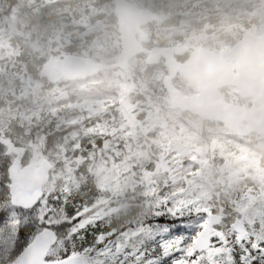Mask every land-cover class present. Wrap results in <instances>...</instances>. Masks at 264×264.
Returning <instances> with one entry per match:
<instances>
[{"label":"trees","instance_id":"1","mask_svg":"<svg viewBox=\"0 0 264 264\" xmlns=\"http://www.w3.org/2000/svg\"><path fill=\"white\" fill-rule=\"evenodd\" d=\"M34 1V4L39 3V0ZM112 1L41 0L40 10L23 11L27 8L23 0H0V23L4 17L10 15L9 11L16 8L22 11L18 12L17 16L40 28L43 31L42 34L39 33L40 37L50 42L49 30L45 28V24L49 25L50 21L57 24L63 17L72 18L64 21L59 40L56 39L63 46V54L106 62L115 58L119 48L118 51L113 48L109 52L105 49H89V41L75 35L76 30L79 34L81 28L76 29L74 23L80 19L90 22L102 20L100 11H105L114 24L113 32L117 36ZM126 1L164 16L165 21L162 23L166 26L164 33L152 41L149 40V48L169 47L182 42L181 35L175 30L183 21L188 23L184 33L197 37V40L192 37L190 41H197L195 46L211 50L212 46L204 37H218L223 42L231 41L230 45H232L238 41L243 31L264 36V0ZM46 9H52L53 12L45 19L39 20L38 15ZM2 39L0 37V40ZM95 40L98 41L96 46L99 48L102 45L101 40L91 36L90 41ZM16 44L20 45L22 50H18ZM13 45L17 49L14 76L39 77L38 73L42 66L40 58H37L32 49L21 43L16 36ZM51 48L52 44L45 46V56L51 52ZM143 58L140 56V60ZM184 59L185 57L179 58L180 61ZM158 68L165 73L163 67ZM154 69L156 67L135 70L132 80L135 88H139L137 83L149 81ZM115 73H101L92 81L86 82V86L85 82L66 83V87H74L76 92V95H69V99L59 98L53 93L55 86L46 83L50 94L41 101L40 107L17 108L13 117L8 114L13 109L8 110L6 105L0 106V129H3L0 131V140L24 137L29 138L33 143L39 141L45 149L42 150V158L50 161L58 158L56 155L48 156L46 150L54 153L59 147L64 149L65 160H68L69 164L77 159L76 153L85 158V163L74 170L73 179H69L66 183L57 181L52 206H49L53 218L64 220L68 209H75L81 213L84 211L96 213L102 202H108L112 211L118 209V213L115 218L107 217L105 221L97 224L108 237L105 242L112 248L113 253L115 243L124 236L125 232L140 233L138 238L128 241L126 248L130 252L143 251L146 246L150 247L151 237L146 229L150 227L148 222L158 212H167L170 208L183 209L187 219L195 226L202 225L206 214L220 213L224 217L222 228L229 229L230 222L238 219L246 229L255 231L254 236L250 238L251 245L246 243L247 250L251 251L253 245L258 248L264 247V140L255 135L240 139L223 129L220 124L200 121L187 113L170 111L172 116L164 119L149 136L157 140L159 149L156 150L147 140L149 146L141 154V148L135 145V142L141 141V138L136 141V136L126 134L125 130L118 132L115 128L119 121L117 112L122 96V83ZM61 85L63 83L58 86ZM7 89L8 87H4L1 93H8ZM14 91L18 94L17 85ZM154 94L160 96L163 90L160 94H156L155 90L146 93L131 91L133 112L137 110L144 113L152 110ZM89 98L99 103V109L90 116L89 120L83 117L87 114V110L72 112L71 115L76 117V123L68 122L64 113L74 109L72 106L80 100L87 101ZM107 110L113 114L112 121L108 117ZM96 114L97 119L94 117ZM81 117L86 127L95 126L100 135L81 136L78 141L68 138L65 144H61L63 133L71 127H76ZM193 124H196V127ZM6 125L8 128L4 129ZM76 144L77 146L74 147ZM159 150L164 154L165 159H168L167 164L159 162V156H156ZM147 156L151 162L145 159ZM10 160L5 156L0 141V182L7 186L9 183L7 169ZM18 160L22 166L29 163L25 156ZM109 161H112L113 168ZM93 162H102V168L106 173L113 169V174L117 175L116 180L108 184L111 187L108 191L99 189L92 173ZM153 164L168 175L167 179H159L155 185L148 180ZM56 172L54 165L52 175ZM121 190L124 195L120 200ZM8 199L9 193L5 197H0V207L6 206L4 201ZM23 220L24 217L21 216V221ZM250 220L254 221V229L248 226ZM5 227L0 226V231H4ZM196 230L197 228L194 227L193 231ZM36 234L34 232L29 237V241ZM60 235L57 233L58 239ZM65 241L67 246L66 237ZM13 243L14 240L9 241V247H12ZM225 243V246L224 243L215 245L216 255L205 260V264H241L247 255L241 249L242 244H239L232 234L227 236ZM80 255L85 259L89 257L95 259V254L80 253ZM252 255L255 256L257 253L253 251ZM114 257V262L113 256L100 257V259L105 260V264H121V260H124V264H128L123 251ZM251 264H259V260H253Z\"/></svg>","mask_w":264,"mask_h":264},{"label":"rangeland","instance_id":"2","mask_svg":"<svg viewBox=\"0 0 264 264\" xmlns=\"http://www.w3.org/2000/svg\"><path fill=\"white\" fill-rule=\"evenodd\" d=\"M34 0H23L24 4L27 6V8L23 11L27 10H40V1L39 3H35ZM142 1H148V2H153V0H142ZM114 3V2H113ZM11 12L9 16H6L3 18V21L0 23V37L3 38L0 40V87L1 84L4 82V86L8 87V94L12 97L10 101H7L6 98H2L0 96V102H3L6 106H8L9 109H13L9 111L8 114H10L12 117L16 114L17 108H22V109H31L32 106L35 107H40L41 101L47 97L50 94V91L47 90L46 88V82L42 78L35 77L33 75L30 76H25L23 78H16L14 75V60H15V52L16 50H22L20 45L16 44V48L13 45V41L15 36L19 39V41L27 46H29L33 54L37 58H40L42 61V64L49 58L53 57L55 59L61 58V55L63 54V46L56 40H59V36L61 34V28L66 20H71L72 18H67L63 17V19L59 23H54L50 21L49 19H46L50 21L49 25L45 24V28L49 30V38L51 41L49 42L48 39H44L42 36L40 37V34H42V30L40 28H36L35 25L31 22H26L22 18L17 16L18 12H22L21 10H17L14 8L13 10L9 11ZM53 12L52 9H46L43 12H41L38 15L39 20L45 19L47 15H50ZM100 14L102 17V20L98 21H87L86 19H80L79 21H75L74 25L77 29V27H80V32L79 34L77 33V30L75 32V35L77 37H82L83 39H87L89 41V49L93 50H99V49H105L106 52L110 51L113 48H116L118 51V46H117V40L116 36L113 32L114 30V24L113 22L110 21L109 14L105 13V11H100ZM165 21L164 16H160V18L152 25H148L143 28V31L146 35V47H150V41L149 40H154L155 37H158L164 33V28L166 26L162 25V23ZM186 22H182L177 28L176 32L178 35H181L182 42L179 43L177 46H191L195 47L196 42L190 41L192 37L196 38L197 37L191 34L186 35L184 33L185 27H186ZM173 34V33H172ZM91 36H94L98 39L101 40L100 47L98 48L96 46L97 40L94 42L90 41ZM232 38H235V36H231ZM207 42L214 43L216 42V39H219L217 37H204ZM53 41H56L53 43ZM222 41V40H221ZM223 43V41H222ZM47 44H52L51 52L47 53L45 56V46ZM221 50L224 49V46L220 44ZM57 52V53H56ZM60 53V54H58ZM58 54V55H54ZM45 56V57H44ZM115 61V60H114ZM15 66L17 67V64L15 62ZM135 70H143V66L141 65L140 62L137 60L132 61L131 63V69L130 71L127 72H120L118 74L119 80L126 78L132 74H134ZM164 76L160 74L159 70H154V80H153V86L160 91L161 84L163 83ZM167 77V76H166ZM12 80V81H11ZM15 85L18 86V91L19 93L16 94L13 91V88ZM85 86L87 85L86 83L84 84ZM174 85L176 88H178L181 93L185 96H191L192 93L188 86L185 84V82L177 77L174 81ZM143 89L146 90L147 86H143ZM90 90V89H87ZM130 90V87H126L123 91V97L120 100L121 107L119 108V118L121 119L122 123L120 127L117 129L118 132H122L125 130L126 134L130 135H136L137 133L141 134V138L144 137L145 133L149 131L150 125L144 126L140 125L139 122H137L135 116L131 114V108L129 106V101L127 98V92ZM53 93H56V95L59 98H67L69 99V95L75 94V89L74 87H66L65 84L61 85L59 87L58 85H55ZM228 94L231 96L233 99H237L234 95V92L232 90H229ZM81 101L82 104H81ZM166 101L167 105H170L169 99H165L164 97H160V103H163ZM94 102L86 101L85 99L80 100L78 103L74 104L72 108L66 113H64L67 116L68 122H73V124L76 123V117L74 115H71L72 112H81L82 108L81 105H87L90 107L91 104ZM160 106L158 105V108ZM7 114V115H8ZM163 118L167 116V114H162ZM145 118L149 121L151 119V115H145ZM189 120V119H188ZM150 122V121H149ZM8 125L4 127V129H7ZM0 131H3V129H0ZM96 134L97 136L100 135V133L95 129V128H90L87 129L86 125L82 123L81 118L79 120V124L74 127L67 129L65 133L62 135V141L61 144H65L68 140V138H71V140L78 141L81 136H92ZM120 138L121 135H118ZM137 139V136H136ZM2 140V139H1ZM0 140V141H1ZM12 144H13V156L16 157L17 159H21L24 156L29 160L28 162H35L39 160V158H42V150H45L43 145L39 141H36V143H33L29 138H24V137H19V138H14V140L9 139ZM17 144V145H16ZM60 144V145H61ZM77 144L74 146L76 147ZM48 156H55L58 158V160H51L53 164L55 165V168L57 170L56 174L52 175L51 178V183L50 187H46L45 191V198L48 199V208L45 210H49V206H52V201L54 198V191H55V186L57 184V181L59 183H66L68 182L69 179L74 178V170L79 168L80 166L85 163V158L84 156L81 157L79 153L77 155V159L72 163L69 164L68 160H65V151L62 147H59L56 152L51 153L50 150H46ZM57 162V164H55ZM151 162V161H149ZM160 163H168V159H163L159 161ZM111 167L112 166V161H109ZM119 167H121L120 164H118ZM93 170L92 173L94 175V178L96 179V183L99 186V189L101 191L109 190L111 187H109V183L111 181H115L117 175L113 174V169L109 173H106L104 169L102 168V162H93ZM126 171L127 169H123ZM168 175L167 173H163L158 169L156 165L153 164L152 166V172L149 177V182L152 185H155L156 183L159 182V179H167ZM124 192L121 190L119 192V196L121 199H123ZM118 213V209H114L112 211V207L109 206L108 202H102L98 206V211L96 213H93L91 211H84L82 214L86 219H91L94 220L97 223H100L102 221H105L106 218L112 219L115 218V216ZM57 221H60V219H55ZM248 226L251 229H254V221L250 220L248 222ZM248 231V236L243 241L241 244V249L245 251L246 249V243L251 245L252 240H250L251 237L254 236L255 231L247 229ZM224 233V238L227 237V232ZM140 236V233L138 232H132V233H127L125 232L124 236L120 238L114 245L113 253L112 256L117 255L116 254V248L117 247H126L127 243L129 240L136 239ZM237 241V239H236ZM238 242V241H237ZM239 243V242H238ZM107 244V242H105ZM226 243L223 244L225 246ZM250 251V250H249ZM217 253V249L213 248L210 252L207 254H204L205 260L213 258ZM227 261L229 259L227 258Z\"/></svg>","mask_w":264,"mask_h":264},{"label":"water","instance_id":"3","mask_svg":"<svg viewBox=\"0 0 264 264\" xmlns=\"http://www.w3.org/2000/svg\"><path fill=\"white\" fill-rule=\"evenodd\" d=\"M115 14L118 17V29L121 34L123 49L116 65H96L88 59L66 56L60 60L49 59L42 66L40 75L47 79L49 83L57 84L63 79L66 81H79L98 72L115 68L126 70L128 61L143 51L134 38L135 35L139 34V27L156 21L158 18L149 11H139L132 5L121 2H115ZM140 39L141 41L145 40L143 35L140 36ZM184 51L185 49L181 48L167 51L154 49L149 53L147 61L148 65H155L159 62V58L163 57L166 61L165 65L171 70V76L165 82V88L170 93L172 108L189 112L203 120L220 122L236 136L245 137L250 133H255L264 138V117L259 118L261 112H264L262 109L264 102V40L245 34L242 41L231 53L222 56L216 74L199 73L191 61L185 66L176 65L173 61V55H181ZM238 58H240L241 64L248 72L244 83L239 85L240 94L243 98L254 97L255 104L261 107L259 110L252 109L250 113L224 105L223 98L217 92L219 88L229 84L226 79L218 75L223 69L224 62ZM176 69L190 83L194 91L199 93L198 97L194 99L182 97L180 92L171 87L170 83ZM249 120L253 121L252 125ZM244 122L248 124L247 128L243 127ZM3 145L7 148L6 155H10V142L4 141ZM51 170L52 164L45 159L37 160L22 168L18 161L13 162L8 168L10 200L16 204H26L43 195V187L50 179ZM221 221L222 219L216 215H208V222L201 231L200 236L197 237L198 246L204 248L205 251L210 248L213 235L218 239L222 238V235L214 230V227L220 225ZM231 229L238 234L240 241L246 236V231L238 220L231 225ZM54 239H57L56 234L55 236L37 234L31 245L20 257L23 264H44V257ZM78 259L83 258L78 257Z\"/></svg>","mask_w":264,"mask_h":264},{"label":"snow or ice","instance_id":"4","mask_svg":"<svg viewBox=\"0 0 264 264\" xmlns=\"http://www.w3.org/2000/svg\"><path fill=\"white\" fill-rule=\"evenodd\" d=\"M8 193V186L0 182V197ZM4 203L6 206L0 207V226H6L4 231H0V264H23L20 257L27 250L29 237L34 232L53 236L61 234L49 246L44 264H105L100 257L112 256V248L105 244L108 237L99 225L75 209H68L66 218L57 221L50 209L45 210L49 201L43 195L26 204H16L10 199ZM21 216L24 217L23 222ZM148 224L150 227L146 232L151 237L150 247L134 252L126 247L116 248L117 255L123 251L128 264H205V249L198 246L197 239L203 225H193L183 209L170 208L167 212H158ZM194 227L196 231H193ZM13 240L12 247H9V241ZM253 251L257 255L253 256ZM245 252L247 255L241 264H251L253 260L264 264V247L253 245L251 251L245 249ZM80 253L95 254V259H78Z\"/></svg>","mask_w":264,"mask_h":264}]
</instances>
